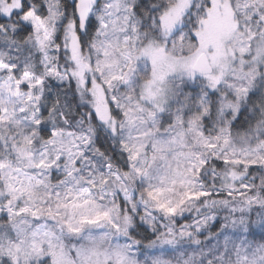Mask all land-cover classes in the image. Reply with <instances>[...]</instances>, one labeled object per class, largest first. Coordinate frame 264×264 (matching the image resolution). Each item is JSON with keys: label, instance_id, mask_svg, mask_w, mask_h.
<instances>
[{"label": "snow or ice", "instance_id": "6c2138e0", "mask_svg": "<svg viewBox=\"0 0 264 264\" xmlns=\"http://www.w3.org/2000/svg\"><path fill=\"white\" fill-rule=\"evenodd\" d=\"M0 264H264V0H0Z\"/></svg>", "mask_w": 264, "mask_h": 264}]
</instances>
